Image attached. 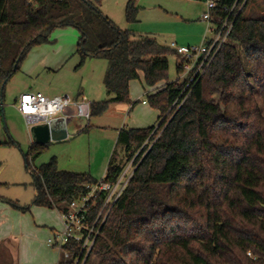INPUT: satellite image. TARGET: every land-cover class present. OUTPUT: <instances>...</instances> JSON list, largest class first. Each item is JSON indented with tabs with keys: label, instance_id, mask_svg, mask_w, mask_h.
Wrapping results in <instances>:
<instances>
[{
	"label": "trees",
	"instance_id": "trees-1",
	"mask_svg": "<svg viewBox=\"0 0 264 264\" xmlns=\"http://www.w3.org/2000/svg\"><path fill=\"white\" fill-rule=\"evenodd\" d=\"M235 2L220 0L218 13L225 15ZM248 3L235 17L229 41L177 109L173 105L188 77L166 82L167 54L177 56L178 76L181 57L155 36L122 29L90 0H0V102L28 53L49 42L56 28L67 26L81 33V63L87 57L108 62L103 81L109 98L92 102L91 117L104 114L111 103L135 105L130 84L141 73L148 87L166 82L147 92L148 104L159 111L156 131L153 125L123 127L118 133L116 148L121 146L125 156L118 160L115 149L109 180L146 141L152 146L103 223L85 264L93 256L97 264H264V17L245 16ZM137 11L129 0L127 21H135ZM44 145L32 143L27 163ZM32 173L33 205L59 212L98 181L59 169L55 159ZM1 200L21 212L31 209ZM65 248L71 256L62 254L61 262L74 264L80 246Z\"/></svg>",
	"mask_w": 264,
	"mask_h": 264
},
{
	"label": "rangeland",
	"instance_id": "rangeland-1",
	"mask_svg": "<svg viewBox=\"0 0 264 264\" xmlns=\"http://www.w3.org/2000/svg\"><path fill=\"white\" fill-rule=\"evenodd\" d=\"M90 1L99 5L102 12L122 29H128L137 35L155 36L168 47L173 42L177 46L200 44L205 35L206 23L202 16L206 6L202 0H134L138 11L136 20L132 22L126 18L129 0ZM244 15L263 18L264 0H249ZM80 36L81 33L75 26L56 28L51 33L49 42L35 46L28 53L20 69L5 87V101L0 112V201L10 199L23 207H30L27 213L33 220L32 206L36 195L33 169L55 159L61 170L101 179L106 174L115 149L119 154L118 160L125 156L121 146L116 148L118 129L147 123V120L139 119L137 115L143 106L142 101L148 100L144 90L147 85L141 73V79H136L131 84V93L136 90L142 93L141 96L135 93V100H141L135 104L132 117L128 114L124 118L114 117L113 110L92 116L90 120L75 117L74 123L80 128L69 133L64 140L44 145L42 152L27 163L26 156L31 152L34 139L26 119L17 110L22 93L42 91L50 97L69 95L73 99L85 96L90 102H102L109 98L105 94L103 81L108 62L100 57H87L81 63V57L77 53ZM167 57L169 69L166 82H173L179 77L177 56L171 52ZM256 97L262 106V98L258 92ZM158 123L159 121L157 125ZM35 215L40 223L38 228L46 232L44 236H40L39 243L48 250H55L60 256L58 247L48 245L49 238L54 236L56 230L63 229L60 212L43 208L36 210ZM42 255L40 251L37 252L32 263L38 264ZM0 264L18 263L11 255L4 254L0 255ZM90 264H97L96 256L91 258Z\"/></svg>",
	"mask_w": 264,
	"mask_h": 264
},
{
	"label": "built area",
	"instance_id": "built-area-1",
	"mask_svg": "<svg viewBox=\"0 0 264 264\" xmlns=\"http://www.w3.org/2000/svg\"><path fill=\"white\" fill-rule=\"evenodd\" d=\"M219 1L204 0L206 10L202 20L206 23V31L200 44L183 46H177L174 42L170 44V47L176 50L181 57L182 73L178 79L188 77L184 90L173 105L177 106V109L181 107L194 85L205 74L221 47L229 41L235 17L247 0H243L239 7V0H236L225 15L218 13ZM2 104L1 101V107ZM91 104L92 102L85 96L76 99L69 95L50 97L42 91H30L19 96L17 110L26 119L31 130L34 125L46 124L68 109H74L72 116L88 120L91 117ZM158 127L159 124L154 131ZM151 146L152 143L149 140L146 141L114 180L107 179L105 174L97 182L88 185L86 193L71 201L67 211L60 212L63 229L54 233V236L49 239V244L52 247H58L64 257L69 258L71 253L65 247L76 243L80 246L81 253L76 257L74 264H85L103 223L122 196L138 164ZM248 255L252 256V253L249 251Z\"/></svg>",
	"mask_w": 264,
	"mask_h": 264
},
{
	"label": "crops",
	"instance_id": "crops-1",
	"mask_svg": "<svg viewBox=\"0 0 264 264\" xmlns=\"http://www.w3.org/2000/svg\"><path fill=\"white\" fill-rule=\"evenodd\" d=\"M202 2H204V0H202ZM139 79H141V76ZM131 84H130V93H131ZM164 85L165 82L160 83L155 87L146 86L144 90L146 93L148 91L150 93H153L156 90L163 88ZM105 92H106L105 94L107 95L108 93L106 91V88H105ZM135 93H137V96H141L142 93L140 90H136L131 93L132 101L138 103L140 102L141 99L138 98L137 100H135L137 97ZM145 101H146L145 99L142 101L143 106L140 110H138L137 115L139 119L141 118L147 120V123L129 125L128 127L125 128H129V127L147 128L153 125H157V122L159 121V111L149 106L148 102ZM135 107L136 106L132 104L111 103L107 111L113 110V113L112 112L110 113H112V116L114 117L123 116L124 118L126 114H128L129 117H132V115L134 114L133 111ZM0 109L2 111V107ZM73 112L74 109H68L59 115L70 118V122L68 124V135L69 133L75 132L78 128H80V126H77L74 123L75 117L71 115ZM140 114H142L143 116H141ZM105 126L107 127L109 125H105ZM120 129H118V132ZM32 207L35 218L34 220L32 219L29 213L15 210L6 203L0 201V255H4V254L11 255L13 259L14 258L17 259L18 264H34L32 263L33 257L36 255L37 252L40 251L41 255L42 254L43 255L41 256V260L39 261L38 264H57L58 262L61 263V256H62L61 252L59 256L55 252V250L53 251L48 250L46 246H43L42 243H39V241H41L40 236H44L46 232L38 228V225H40V223H38L36 219L35 211L36 210L40 211L45 207L38 208V206L35 205ZM48 245L51 246L49 244V240H48Z\"/></svg>",
	"mask_w": 264,
	"mask_h": 264
},
{
	"label": "water",
	"instance_id": "water-1",
	"mask_svg": "<svg viewBox=\"0 0 264 264\" xmlns=\"http://www.w3.org/2000/svg\"><path fill=\"white\" fill-rule=\"evenodd\" d=\"M70 118L56 116L46 124H36L31 128L34 143L48 144L51 141H61L68 137Z\"/></svg>",
	"mask_w": 264,
	"mask_h": 264
}]
</instances>
